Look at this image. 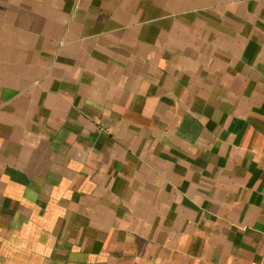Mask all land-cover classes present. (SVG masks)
I'll return each instance as SVG.
<instances>
[{
	"label": "crops",
	"instance_id": "0c3cea01",
	"mask_svg": "<svg viewBox=\"0 0 264 264\" xmlns=\"http://www.w3.org/2000/svg\"><path fill=\"white\" fill-rule=\"evenodd\" d=\"M0 264H264V0H0Z\"/></svg>",
	"mask_w": 264,
	"mask_h": 264
}]
</instances>
